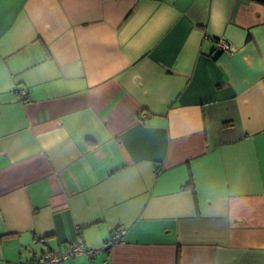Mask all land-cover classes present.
Listing matches in <instances>:
<instances>
[{
    "label": "crops",
    "instance_id": "obj_1",
    "mask_svg": "<svg viewBox=\"0 0 264 264\" xmlns=\"http://www.w3.org/2000/svg\"><path fill=\"white\" fill-rule=\"evenodd\" d=\"M80 241L264 264V0H0V264Z\"/></svg>",
    "mask_w": 264,
    "mask_h": 264
},
{
    "label": "built area",
    "instance_id": "obj_2",
    "mask_svg": "<svg viewBox=\"0 0 264 264\" xmlns=\"http://www.w3.org/2000/svg\"><path fill=\"white\" fill-rule=\"evenodd\" d=\"M219 47L222 51L227 52H233L234 49L230 45V43L224 38L219 40ZM121 234L120 232L116 233V235L113 237L112 240H110L107 245H114V243L118 242L120 240ZM97 250L93 248H88L84 245L82 241L78 243V245H74L68 248L67 252H50L47 254H44L43 257L40 259L41 262H45L47 264H63L64 260L71 256H79V255H86L89 260H91V264H96L95 260L93 259V256Z\"/></svg>",
    "mask_w": 264,
    "mask_h": 264
},
{
    "label": "trees",
    "instance_id": "obj_3",
    "mask_svg": "<svg viewBox=\"0 0 264 264\" xmlns=\"http://www.w3.org/2000/svg\"><path fill=\"white\" fill-rule=\"evenodd\" d=\"M67 250H68V249H67ZM63 252H67V251H63ZM47 253H50V252L43 253V255H44V254H47ZM42 257H43V256H42ZM75 257H77V256H74V255H73V256H71V257H69V258H75ZM69 258H67V259H69ZM67 259H66V260H67ZM66 260H64L63 264L65 263ZM44 263H45V262H44ZM45 264H47V263H45Z\"/></svg>",
    "mask_w": 264,
    "mask_h": 264
},
{
    "label": "water",
    "instance_id": "obj_4",
    "mask_svg": "<svg viewBox=\"0 0 264 264\" xmlns=\"http://www.w3.org/2000/svg\"><path fill=\"white\" fill-rule=\"evenodd\" d=\"M110 246V245H109Z\"/></svg>",
    "mask_w": 264,
    "mask_h": 264
}]
</instances>
